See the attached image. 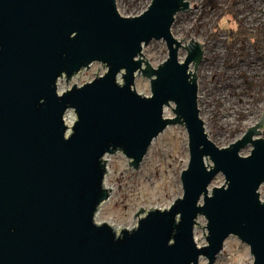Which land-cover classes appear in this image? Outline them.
<instances>
[{
    "label": "water",
    "instance_id": "obj_1",
    "mask_svg": "<svg viewBox=\"0 0 264 264\" xmlns=\"http://www.w3.org/2000/svg\"><path fill=\"white\" fill-rule=\"evenodd\" d=\"M189 8V0H152L124 16L117 0H0V264H213L230 235L264 264V111L229 146L210 139L191 70L204 44L192 38L182 61L183 41L172 33L176 14ZM153 39L168 48L157 67L143 54ZM93 62L107 71L59 91V79ZM138 75L150 79L151 95L136 90ZM175 124L189 137L183 196L169 208L141 207L132 229L97 222L112 191L106 154L121 150L138 169ZM219 173L225 183L210 189ZM201 215L205 246L194 234Z\"/></svg>",
    "mask_w": 264,
    "mask_h": 264
},
{
    "label": "rangeland",
    "instance_id": "obj_2",
    "mask_svg": "<svg viewBox=\"0 0 264 264\" xmlns=\"http://www.w3.org/2000/svg\"><path fill=\"white\" fill-rule=\"evenodd\" d=\"M151 1L117 0V7L122 15L135 16L147 9ZM189 2L188 10L176 14L172 33L183 41L184 47L179 51L182 61L188 55L185 47L192 38L204 44L203 60L198 69L191 66L197 74L200 116L210 139L219 147H226L258 122L264 111V0ZM244 32L251 35L246 36ZM143 54L154 67L159 66L168 58L166 42L153 39L144 45ZM106 71L102 62H93L69 82L65 77L59 79V91L71 88L75 83L82 85ZM135 88L143 95H151L150 79L138 75ZM165 116H174L172 107L166 109ZM65 117L72 126L76 120L74 110H69ZM261 137L264 138V130ZM251 150L252 145H248L241 150V155L246 156ZM105 158L108 159L105 185L112 191L100 205L96 221L112 223L118 232L124 228L132 229L138 225L140 216L136 213L141 207L147 210L169 208L183 196L181 175L190 160L188 132L183 125H169L153 140L138 169L129 165V158L121 150L106 154ZM224 183L225 176L219 173L210 189ZM259 191L264 200V183ZM197 220L195 239L198 238L199 246H205L209 233L207 219L201 215ZM207 263L208 259L201 257L199 264ZM253 263L250 246L237 235H230L225 240L213 262Z\"/></svg>",
    "mask_w": 264,
    "mask_h": 264
},
{
    "label": "bare ground",
    "instance_id": "obj_3",
    "mask_svg": "<svg viewBox=\"0 0 264 264\" xmlns=\"http://www.w3.org/2000/svg\"><path fill=\"white\" fill-rule=\"evenodd\" d=\"M66 122H67V124H68V125L70 124V121H69V119H68V118L66 119ZM106 159H107V158H106ZM107 163H108V159H107ZM106 186H107V185H106ZM107 187H108V188H110L109 186H107ZM110 225H112V223H111ZM112 226H113V225H112ZM115 230H116V231H118V228H116V227H115ZM195 240H196V242H197V243H199V241H198V238H197V237H196V239H195Z\"/></svg>",
    "mask_w": 264,
    "mask_h": 264
},
{
    "label": "trees",
    "instance_id": "obj_4",
    "mask_svg": "<svg viewBox=\"0 0 264 264\" xmlns=\"http://www.w3.org/2000/svg\"><path fill=\"white\" fill-rule=\"evenodd\" d=\"M244 35H246V36H250L251 33L244 32ZM239 36H240V35H239Z\"/></svg>",
    "mask_w": 264,
    "mask_h": 264
}]
</instances>
